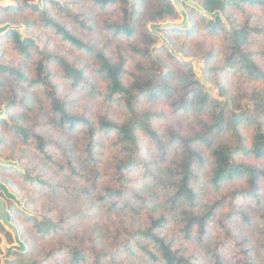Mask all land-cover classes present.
<instances>
[{"label": "trees", "instance_id": "16d2710c", "mask_svg": "<svg viewBox=\"0 0 264 264\" xmlns=\"http://www.w3.org/2000/svg\"><path fill=\"white\" fill-rule=\"evenodd\" d=\"M34 1L12 0L2 12H35L26 28L36 25L50 36L36 35L39 47L8 31L0 41L12 43L22 61L0 64V75L15 82L4 89L12 104L14 89L25 87L41 94L52 120L0 126L1 155L18 161L24 172L19 187L6 182L40 218L21 213L15 224L27 262L5 264H264V213L253 217L242 206L264 209V167L251 162L264 161V49L254 48L264 39V27L246 11L260 9L264 15V0H192L208 13L219 11L230 30L220 18L208 20L185 7L188 31L162 32L175 53L200 59L202 79L219 99L204 92L190 64L166 46L156 47L158 38L139 21V0H84L91 9L78 12L68 0H43L42 9ZM108 9L118 11L115 19L94 18L95 10ZM5 18L0 15V24ZM178 18L169 0H156L149 21ZM98 30L125 38L127 45L116 44L109 54L77 34ZM51 38L78 53L77 60L51 52ZM124 49L137 59L132 67ZM227 72L243 81L225 80ZM57 78L80 94L73 99L62 94ZM4 84L0 79V90ZM81 94L89 103L115 108L120 117L107 109L94 114L77 109ZM24 98L27 103L30 97ZM5 112L11 119L13 105ZM183 116L191 121L188 133L160 125ZM46 127L78 134V149L45 135ZM59 174L81 182L66 186ZM68 199L80 205L68 211ZM245 231L257 234L255 245Z\"/></svg>", "mask_w": 264, "mask_h": 264}, {"label": "rangeland", "instance_id": "374dc122", "mask_svg": "<svg viewBox=\"0 0 264 264\" xmlns=\"http://www.w3.org/2000/svg\"><path fill=\"white\" fill-rule=\"evenodd\" d=\"M52 1H54V0H52ZM68 1L71 2V8L75 12L91 9V7L87 6V4L84 0H68ZM139 1L141 2L140 17H139L140 23L143 24L144 22H146V28L147 29H148L149 24L159 23V22H150L149 21V19L151 18L152 10L156 4V0H139ZM35 2H36V0L34 2H32V4H35ZM61 2H62L61 0H58V3H61ZM72 2L78 3V4L76 6H73ZM13 4L14 3L12 2V0H5L3 3H0V15L2 14L5 17H7V18H5L6 21L2 22V24H0V25L10 24L12 26L18 27L16 31L19 33V35L22 39L31 38V39H34L36 41L37 40L35 38L36 35H41L42 38L43 37L48 38L50 36L48 31L43 30L42 28H39L36 25L31 26L29 29L26 28V24L24 23L25 20L28 19V20L32 21L36 17V13L33 11L26 9L23 13L9 12V14H5L2 12V9H4L7 6H11ZM42 4H43V0H42ZM47 5L51 6V4H47ZM40 9H42V8H40ZM50 10H51V13H53L52 8H50ZM246 11L248 14L251 15V18L253 19V21L255 23L264 27V15L260 9H253V8L247 7ZM93 14H94V18L96 20H99V19L112 20V19H115L117 17L118 11L115 9L95 10ZM239 20L242 22L244 20V17L240 16ZM175 21H179V18ZM12 22H16V23L12 24ZM227 28L230 30L229 25ZM77 34L83 35V38L86 40L90 39L91 42H96L98 47L105 49L106 52L109 54L114 53L113 50H115L116 44H119V45L124 46V47L127 45V42H126L127 40L125 38L115 40L112 37H110L109 35L103 34L99 30L96 33H90V34L81 33V32L77 31ZM36 43L39 45V47L42 46V42L39 43L36 41ZM161 46H162L161 41L158 39V44L156 45V47H161ZM49 47H50L51 52L52 51H58L59 53H61L63 55H67L68 58L73 59V60H77V57L79 56L78 53L69 49L66 46H63L62 44L58 43L53 38H51ZM169 48L172 49L170 46H169ZM254 48L256 50L264 49V39H261L260 41H258V43H256L254 45ZM123 51H124L125 55H127L128 59H129V63L132 67L134 65V63L137 62V59L135 57L131 56L127 50L124 49ZM175 54L180 56L182 61H186L188 64H190L192 66L196 80L200 84V86L204 90V92L207 93L210 97H212L214 99H219L217 96V90L214 89V87H212L211 85L206 84L202 79V75H201V73H202V62L200 61V59L193 58V57L183 58L180 54H178V53H175ZM174 57L179 60V58H177L176 56H174ZM85 60H87V59L84 58L83 61H85ZM11 61L15 62V63H20L22 60L19 59V56L15 53V50L13 49L12 43H10L9 41L1 40L0 41V64L5 65L6 63L11 62ZM179 61L182 62L181 60H179ZM182 63H185V62H182ZM27 66H31V62H28ZM1 75H0V79H1V81L5 82V84H4L3 88H1L2 90H0V105H1L0 111L2 112V114L4 116V117L0 118V120L7 121V124L11 127L16 126V125H31L33 123H39L40 125H44L46 123L51 122L52 116L50 114H48L47 112H44V110H43L45 104H44L43 100L41 99L40 93H38V95H37L36 92H33L31 90L28 91L25 87L19 86L16 89H14V91H16V93H17V96L14 99L15 102L12 104L11 101H13V100L10 96V93H8V91H6L4 89L8 85L15 87V82L14 81L11 82L9 79H7L6 76H1ZM225 80H230V81H235V82L236 81H238V82L243 81L241 76H239L238 74H234L233 72L225 73ZM55 81L57 83H60L61 93L68 95V97L70 99H73V97L75 95L78 96L77 94H80V93H77L76 91L71 90V88L68 87V84L64 83L60 78L59 79L57 78ZM81 95H83V94H81ZM81 95L79 96V97H81L80 98L81 104L78 102L77 105L79 108H77V109L85 111L87 114H94V113L101 112L103 109H107V110H109L108 112L112 117H114V118L120 117L119 112L115 108L114 109L108 108V107L104 108L99 103H89L86 101V99H85L86 97L84 95L83 96H81ZM24 96L30 97L29 100L27 101V103H26V99L24 98ZM22 99H24V100L22 101ZM19 101H20V104H19ZM21 101L31 108L30 111L26 110V108L24 107L25 105L24 104L22 105ZM10 104L13 105L14 110H15V113L11 119L6 115V112H5L6 107ZM248 106H249L248 103L243 104L244 108L248 107ZM190 122L191 121L188 117L183 116V117H179V118H177V117L170 118L168 123H162L160 125L161 126L162 125L163 126L169 125L175 129L178 128L182 133H188L190 131L189 128L191 126ZM42 131L45 133V135H49L52 139L54 138V140L57 139L58 137H61V139L66 142V144H65L66 146L71 147V149H74V148L78 149V143H79L78 134L71 135L69 133L59 132L58 129H54L51 127H46ZM9 139H12V137L8 135L7 140H9ZM8 150L9 149H7L6 151H8ZM77 154L78 153L76 152V153L72 154V156L74 157V159H76V160H74V163L78 166L79 165V158H78L79 156ZM150 158L152 159V161H155L158 164H162L161 161H159L160 158L157 157L154 153H150ZM251 162L257 164L260 167H264V161H260V160L257 161V160L251 159ZM158 167L159 166H156V168H158ZM84 168L85 167L82 165L81 169H84ZM20 169L23 171V169L21 167H20ZM47 172H48V174H51L52 171H51V169H48ZM16 173L17 174L12 173L6 179H8L10 181L12 180V182L15 183L14 184L15 187H19V185L21 184L20 175L23 174L24 172L20 173V172L16 171ZM59 175L60 176H58V179L60 180V182H62L66 186L79 185V183L81 182L79 179L73 178V177L71 178L67 174H59ZM28 190H30V189H28ZM25 191L26 190H24V193H25ZM41 197H43V196H41ZM79 200H83V199L80 198ZM79 200H77V201H79ZM44 201H45V206H50L51 203L49 201H47L43 198V202ZM77 201L68 199L67 210L71 211L75 207H78L80 204L76 203ZM23 205L25 206L24 203H23ZM242 206L244 207L246 212H248L253 217H255L257 214H259L261 212L264 213V209L262 211H257V209L253 208V206L249 203H244ZM25 208L27 210L33 212L30 208H28L26 206H25ZM244 233H245V236H247V238L249 239V244L251 246L255 245L257 243L258 238H257V234L254 231L253 232L252 231H245ZM177 241L179 244L182 242L181 235H180V238L177 239ZM12 245H14V243ZM12 245L9 244V239H7L6 236L5 237L0 236V263L1 264H3L4 260H6V258H7L6 250ZM183 245L185 247L188 246L189 248H193V244H191V243H189V244L184 243ZM194 250H197V249L195 248ZM14 251H15V249L12 250V252H14ZM197 252L199 254H202L200 249L197 250ZM10 257H12V254L10 255ZM12 259H15V261H19L22 259V261L27 262L23 258L19 259L18 257L15 258L14 256L12 257ZM13 261L14 260H12V262ZM33 262H34L33 264L36 263L35 261H33ZM203 264H207V263L203 261Z\"/></svg>", "mask_w": 264, "mask_h": 264}, {"label": "water", "instance_id": "95a60500", "mask_svg": "<svg viewBox=\"0 0 264 264\" xmlns=\"http://www.w3.org/2000/svg\"><path fill=\"white\" fill-rule=\"evenodd\" d=\"M5 0H0V3H3ZM55 2H58V0H54ZM173 7L175 8L178 16L179 21H165V22H159V23H151L148 25V31L157 37L161 41V45L166 46L170 53L173 56H176L179 58V60L182 61L180 56L176 55L172 49L169 48L167 41L164 39L162 32L168 31V30H176V31H188L190 28V24L188 21V14L186 13L185 7H189L193 10H195L197 13H199L201 16L207 18L208 20H215L217 17L221 19V21L225 24L226 27H228V24L223 19L219 11H214L212 13H208L205 10L200 7V5L192 0H169ZM35 5H37L39 8H42V0H36ZM18 27L12 26L10 24H4L0 25V37L5 35L8 31H16ZM187 63L186 61H182ZM202 75V73H201ZM4 117L2 112L0 111V118ZM0 166L7 170H17L20 173H23V171L20 169L17 163L12 162L10 160L4 161L0 159ZM0 192H2L5 199H8L12 201L16 207L22 212L23 215H26L27 217H35L38 220V216L34 214L33 212L27 210L25 206L23 205L20 200H18L12 193L9 192L6 186H4L2 183H0ZM0 224L5 227L8 231L11 232L13 237V243L14 245L10 246L6 250V260H14L10 255L13 253L12 250L15 249V251H18L21 254H24L27 251V247L24 244V242L21 240L20 235L18 234V231L16 227L11 222V216L6 209L5 202L2 198H0Z\"/></svg>", "mask_w": 264, "mask_h": 264}, {"label": "flooded vegetation", "instance_id": "af4514ba", "mask_svg": "<svg viewBox=\"0 0 264 264\" xmlns=\"http://www.w3.org/2000/svg\"><path fill=\"white\" fill-rule=\"evenodd\" d=\"M0 109H1V105H0ZM5 121V120H0V126L2 124V122ZM0 159L1 160H4V161H7V160H10L12 162H15L18 164V166L20 167L18 161L16 160H12V159H5L2 155H1V152H0ZM17 170H7V169H4L0 166V183H2L4 186L7 187V189L9 190L10 193H12L18 200H20L17 196V194L13 191L12 189V186L10 184H8L6 182V178L8 176H10L12 173L14 174H17L16 173ZM0 198H2L5 202V205H6V209L8 210L10 216H11V222L13 223V225L16 227L17 231H18V228H17V225L15 224V222L17 221V219L21 216V211L16 207V205L8 200V199H5L2 192H0ZM21 202V200H20ZM23 216V215H22ZM18 234H19V231H18ZM20 235V234H19ZM0 236H3V237H7V239H9V244L12 245L13 244V237H12V234L10 231H8L5 227H3L1 224H0ZM15 257V258H21V253H19L18 251H14L12 253V257ZM6 262H9L7 260H4V263L5 264ZM1 264V263H0Z\"/></svg>", "mask_w": 264, "mask_h": 264}]
</instances>
